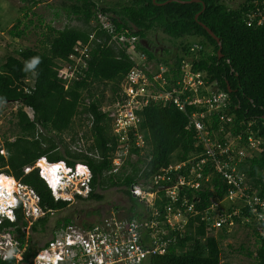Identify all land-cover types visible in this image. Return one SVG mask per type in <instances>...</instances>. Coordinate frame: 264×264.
Instances as JSON below:
<instances>
[{"label": "trees", "instance_id": "16d2710c", "mask_svg": "<svg viewBox=\"0 0 264 264\" xmlns=\"http://www.w3.org/2000/svg\"><path fill=\"white\" fill-rule=\"evenodd\" d=\"M20 1L22 6L18 12L21 16L8 29L10 37L21 38L25 34L28 25L33 23L29 14L35 15L31 9L41 0ZM62 1L60 9L66 19L77 24L71 26L68 22L60 29L45 25L38 47H20L0 65V106L6 103L20 106L15 113V130L11 132L13 139L10 141L4 137L0 143V150L4 152L0 154V174L11 176L31 188L37 194L42 209L56 212L66 208L67 203L53 200L49 183L39 177L37 169L25 173L24 168L32 167L37 159L45 157L49 162L62 163L67 171L87 170L92 175V191L86 200L103 199V195L95 191L98 188L120 189L129 201L125 217L139 218L137 203L130 198L126 187L135 181L148 180L161 168L200 151V148L194 147L195 133L187 125L186 115L171 103L160 106L152 102L139 112L140 127L147 144L145 154L150 157L149 161L138 159L128 163L130 172H124L123 167L117 174L107 173L111 169L116 141L110 118L101 107L123 98L120 84L135 62L124 48L114 42L108 43L112 35L100 28V19L104 18L114 26L115 34L124 33L147 40L148 32L160 30L169 39L178 41V52L173 54L171 62L147 50L144 47L147 43L136 44L145 61L154 66L164 63L169 67L168 63H174L173 67H169L172 77L168 80L167 88L176 80L177 65L181 57L189 55V46L192 43L202 46L193 55L196 56L193 71H205L209 79L230 96L236 128H244L240 124L242 121L255 119L252 129H259L263 151L259 158L239 167L245 173V183L255 188L259 196H264V23L246 25L248 15L254 12L256 6L264 9V0H257L256 4L254 0H239L235 7L226 6L223 0L190 3L178 2L189 0ZM59 14L54 12L55 17H59ZM37 21L40 25L43 19L37 16ZM201 25L219 39L220 55L216 41ZM186 38L193 40L184 41ZM85 45L88 46L87 53L79 55L74 51L75 47ZM70 54L79 57L84 64L75 66L74 61L69 59ZM65 64L76 69L71 71ZM71 72L72 77H67ZM25 88L29 92H25ZM106 89L110 90L108 98L104 94ZM26 109L32 113L30 117ZM83 127L86 130H81ZM212 127H216V122ZM78 131H83L82 137L89 141L86 151L71 149ZM139 164H144L142 170ZM205 172L206 169H203V174ZM174 176L175 173L171 183ZM210 184L214 186L213 191L210 185L198 190L183 187L180 191L191 198L194 195L196 209L202 210L215 203L212 202L215 197L220 202L226 196L227 187L217 175L212 177ZM153 190L157 189L154 187ZM157 194V199H165L162 190H157ZM156 204L153 210L163 217L164 202ZM173 207L180 212L184 210L179 202H175ZM22 214L19 204L15 210V221L5 219L0 225V230L12 228L20 243L18 258L0 259V264H30L36 251L41 249V245L35 243L31 236L25 240L26 223ZM48 217L49 214L38 219L31 230L44 232ZM196 220L197 217L188 220L183 229L172 233L176 235V243H170L161 254L148 256L146 264H221L220 240L227 236V231L220 227L218 230H223V233L216 234L214 229H207L203 221L197 220L198 224L193 225ZM71 221L69 217L58 220L53 229ZM236 222L240 224L239 220ZM243 225L253 230L258 243L254 255L249 251L247 253L253 256L251 264H264V224L262 234L257 232L258 224L254 222Z\"/></svg>", "mask_w": 264, "mask_h": 264}, {"label": "built area", "instance_id": "2783aa9c", "mask_svg": "<svg viewBox=\"0 0 264 264\" xmlns=\"http://www.w3.org/2000/svg\"><path fill=\"white\" fill-rule=\"evenodd\" d=\"M254 3L256 4L257 0H254ZM263 23L264 9L256 6L254 12L248 15L246 25L257 26ZM100 28L112 35L108 43L114 42L124 48L135 62V66L128 70L121 81L120 91L123 98L105 103L101 107L110 118L116 141L111 156V169L107 173L117 174L123 167H127L128 163L136 162L147 152L139 112L152 102L160 106L171 103L186 115L187 125L195 133L194 147L200 148V151L189 154L185 160L161 168L148 180H143L144 182L129 184L126 189L130 198L139 205L138 209L145 205L146 213L153 211L152 207L156 206L157 202H164L162 214L167 215L172 212L173 203L179 202L188 213H174L169 217L170 226L181 222L178 221L179 218L186 221L193 215L199 216V221H204L207 229L218 230L223 227L228 232V228L239 220L240 223L258 224L257 232L262 234L264 197L244 184V174L239 167L241 164L247 166L250 160L260 157L263 151L262 138L258 135L259 129H252L255 119L242 121L240 124L244 128H236L230 96L219 89L217 83L211 81L205 71H193L192 65L196 58L193 55L201 50L202 46L195 43L189 46V55L181 57L177 65L178 75L171 84L174 88L167 91L164 86L172 77L169 67H173L174 63H168L169 67L164 63L154 66L145 61V57L136 49V44L141 43L137 36L115 34L114 26L104 18L100 19ZM74 51L83 55L87 53L88 46L75 47ZM69 59L74 61L75 66L84 64L74 54H70ZM64 66L71 71L76 69L71 68L70 64ZM72 74L71 72L67 77H72ZM189 107L192 108L187 112ZM213 122H216L215 128L212 127ZM82 133L71 149H86ZM0 154H4L2 150ZM138 166L140 170L144 168V164ZM33 168L37 169L40 178L49 183L54 201H81L86 199L91 191L92 175L87 170L67 171L62 163L49 162L45 157L37 159L32 167H25L24 172ZM203 169H206L205 174ZM174 173V182L171 183ZM215 174L227 187L226 198L223 200L228 203L222 207L223 200L218 202L215 197L212 202L218 207L217 212L212 216L207 211L201 214L200 210L196 209V197L181 194L180 190L183 187L198 190L210 185L209 188L213 191L214 186L210 181ZM4 177L0 174V207H7L10 200L18 202L23 211L26 228L29 227V234H33V223L54 211L42 209L37 194L18 180H11L12 188L8 191V188L3 186ZM154 187L164 192L165 199H157L159 195L157 190H153ZM120 212L111 209L110 213L92 222L71 221L53 229L50 237L40 244L41 249L36 251L30 264H146L145 259L148 256L161 254L172 243L169 238H165V242L159 239L160 224H155V218L160 214H153L147 219L125 217L120 215ZM7 217L10 222L15 221V217ZM3 221L0 217V224ZM82 225L87 226L83 228ZM19 245L9 228L0 230L1 260L17 257Z\"/></svg>", "mask_w": 264, "mask_h": 264}, {"label": "rangeland", "instance_id": "374dc122", "mask_svg": "<svg viewBox=\"0 0 264 264\" xmlns=\"http://www.w3.org/2000/svg\"><path fill=\"white\" fill-rule=\"evenodd\" d=\"M225 5L228 7H235L239 0H223ZM62 0H41L39 4L31 9L35 15L29 14V19H32L33 23L28 25L25 30V34L21 38L10 37L8 34V29L12 26L17 18L21 15L18 12V8L22 6L20 0H0V65L4 62L8 55H13L14 51L20 47H38L40 40L43 39L41 33L45 31V25L50 24L55 29L63 28L69 21L66 19L64 13L60 9L62 6ZM59 12V17H55L54 12ZM37 16H40L43 21L38 25ZM24 24H27L24 21ZM69 25H76V21H71ZM147 40H142L145 46H153L155 50L154 53L162 56L163 59L168 62L172 60L173 54L178 52L179 44L177 40L169 39L160 30H154L147 33ZM193 38H186L184 41L192 42ZM148 41V42H146ZM198 40H194L197 42ZM166 50L168 52L163 51ZM207 52L210 51L209 48L206 49ZM105 97L110 96V90H105ZM20 106L17 103H6L0 106V143L3 138H7L10 141L13 139L11 137V132L15 130V113ZM26 108V107H24ZM29 117L32 115L30 110H27ZM81 130H85L82 128ZM142 157V156H141ZM134 161V159H132ZM143 160V158H141ZM124 172H130V168L124 167ZM97 193L103 195V199L96 201L94 199L80 201L74 199L70 204L68 203L66 208H62L56 212L50 214L47 218V223L45 224L46 229L43 232H35L29 234V227L25 229V240H29V237L34 240L38 245L43 243L50 237L51 231L58 220L65 217H69L72 222L77 223L92 222L96 219H100L102 216L110 213L111 209L117 208L121 211L120 215L127 214L126 207L129 206L128 197L124 192H120L117 188H105L96 189ZM222 206L228 203L223 200ZM137 208L139 205L137 204ZM139 211H143L139 209ZM126 216V215H125ZM244 223H235L228 228L226 232L227 236L220 240V247L222 250V260L221 264H251L253 261V256H249L248 251L254 255V251L257 248V239L251 228L243 225ZM13 233L14 230L10 229ZM216 234H222L223 230H215ZM14 234V233H13ZM15 235V234H14ZM243 247V249H241Z\"/></svg>", "mask_w": 264, "mask_h": 264}, {"label": "bare ground", "instance_id": "6f19581e", "mask_svg": "<svg viewBox=\"0 0 264 264\" xmlns=\"http://www.w3.org/2000/svg\"><path fill=\"white\" fill-rule=\"evenodd\" d=\"M195 44H197V43H195ZM197 45H199V44H197ZM25 82H29V81H27V80H25ZM167 86V84L164 86V88L168 91V90H172L174 87H173V85H169V87L167 88L166 87ZM24 91L25 92H29V90H27L26 88L24 89ZM89 119V118H88ZM91 125V123H89L88 124V126H90ZM85 130H86V127H83ZM113 130V129H112ZM83 131H78V133H77V137L79 136V134H81ZM84 143H85V145H89V141H85L84 140ZM85 151H86V149H85ZM4 153V152H3ZM141 158H143L144 160H146V161H149V159H150V157L149 156H146V154H144V156H142V157H140L139 159H141ZM247 168V167H246ZM241 170V172L244 174V184L246 185V186H249V185H247L246 183H245V173L242 171V169H240ZM3 175V177H4V181H3V186H6L7 188H8V191H10V189L12 188V182H11V180H13V178L11 177V176H9L10 178H7L6 176L7 175H5V174H2ZM215 175H217V174H215ZM218 176V175H217ZM221 180V179H220ZM92 181V180H91ZM135 182H144L143 180H141V181H135ZM221 182H222V180H221ZM133 183V182H132ZM223 183V182H222ZM130 186V185H129ZM249 187H251V186H249ZM249 187H247L248 189H250ZM29 188V187H28ZM251 188H253V187H251ZM255 191H256V193H257V190L255 189V188H253ZM251 190V189H250ZM91 191H92V188H91ZM90 191V192H91ZM89 192V193H90ZM89 193H88V195H89ZM164 193V192H163ZM88 197V196H87ZM264 197V196H263ZM225 198H226V196H225ZM224 198V199H225ZM222 201V200H221ZM65 202V201H64ZM67 203V202H66ZM175 203V202H174ZM174 203H173V205H174ZM68 204V203H67ZM71 204V203H70ZM18 206H19V203L18 202H15V201H13L12 200V202H10V204L7 206V207H4V208H1L0 207V217H2L3 218V220H9V219H7L8 217L7 216H10L11 218H14L15 217V210L18 208ZM143 211H139V213H140V216H139V218H142V217H147V219H149L153 214H158L157 212H153V211H156V210H153V207H152V210L153 211H150V212H147L146 213V208H145V205H143V207L141 208ZM183 212L185 213V214H187L188 212H186V210H185V208L183 207ZM139 210V209H138ZM217 210H218V207L217 206H215V203H212V204H210L208 207H205V208H203L202 210H200V213L201 214H204V212H208V213H210L211 214V216L214 214V213H216L217 212ZM176 212H180L179 210H177V208H172V212L169 214V215H167V214H164L163 215V217H161V216H159V217H157V218H155V224H157V223H159L160 224V227L158 226V228H159V230H161L160 231V236H159V239L161 240V242H165V237H167V238H169L171 241H172V243H176V235L175 234H172V233H177V231L178 230H181V229H183L184 228V226L188 223V220H194L196 217H197V220H198V222H199V216H194L193 217V215L191 216V217H188V220H186V221H182V220H184V218L182 219H178V221H181V222H179V223H174L173 225H169L171 222L169 221V217L170 216H173V214L174 213H176ZM197 220L196 221H194L193 222V225L197 222ZM197 222V223H198ZM204 222V221H203ZM205 223V222H204ZM1 225V224H0ZM87 225H82V227L83 228H85ZM162 228V229H161ZM220 228V227H219ZM218 228V229H219ZM9 229H12V228H9ZM216 229V228H215ZM210 230V229H209ZM166 231H169V232H167V234L165 233ZM162 232V233H161ZM166 251V250H165ZM165 251H163V252H165ZM162 252V253H163ZM19 254V253H18ZM13 258H15V259H17L18 258V256L17 257H13ZM146 260V259H145Z\"/></svg>", "mask_w": 264, "mask_h": 264}, {"label": "water", "instance_id": "95a60500", "mask_svg": "<svg viewBox=\"0 0 264 264\" xmlns=\"http://www.w3.org/2000/svg\"><path fill=\"white\" fill-rule=\"evenodd\" d=\"M181 3H190V2H198V0H189V1H178ZM208 33V35L211 36L212 39H214L218 45V55H220V49H221V44L219 39L204 25H201ZM262 120H264V117L262 118Z\"/></svg>", "mask_w": 264, "mask_h": 264}, {"label": "flooded vegetation", "instance_id": "af4514ba", "mask_svg": "<svg viewBox=\"0 0 264 264\" xmlns=\"http://www.w3.org/2000/svg\"><path fill=\"white\" fill-rule=\"evenodd\" d=\"M145 47H146L147 50L152 51V52H155V50H156V49L153 48L151 43H150V46L148 45V46H145ZM163 51H165V50L163 49Z\"/></svg>", "mask_w": 264, "mask_h": 264}, {"label": "clouds", "instance_id": "9594fccd", "mask_svg": "<svg viewBox=\"0 0 264 264\" xmlns=\"http://www.w3.org/2000/svg\"><path fill=\"white\" fill-rule=\"evenodd\" d=\"M141 41V43L143 44V42H142V40H140ZM145 47V46H144ZM30 109V108H29ZM42 179V178H41ZM43 180V179H42ZM86 199H83V200H81V201H85ZM50 216V215H49ZM42 218V217H41ZM40 219V218H39ZM45 229H46V226H45ZM53 230V229H52ZM32 231V230H31ZM33 233H35L36 231H32ZM38 232V231H37ZM36 232V233H37ZM52 232V231H51Z\"/></svg>", "mask_w": 264, "mask_h": 264}]
</instances>
